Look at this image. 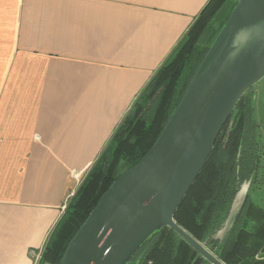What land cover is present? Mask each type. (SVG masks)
I'll list each match as a JSON object with an SVG mask.
<instances>
[{"label": "crops", "instance_id": "obj_1", "mask_svg": "<svg viewBox=\"0 0 264 264\" xmlns=\"http://www.w3.org/2000/svg\"><path fill=\"white\" fill-rule=\"evenodd\" d=\"M206 1L0 0V264L38 263L78 175Z\"/></svg>", "mask_w": 264, "mask_h": 264}, {"label": "trees", "instance_id": "obj_2", "mask_svg": "<svg viewBox=\"0 0 264 264\" xmlns=\"http://www.w3.org/2000/svg\"><path fill=\"white\" fill-rule=\"evenodd\" d=\"M236 3L237 0L205 2L171 57L136 95L68 200L41 252L42 261L60 263L101 195L123 172L118 173L119 163L124 162L127 169L156 141L193 79L218 53L219 49L205 61ZM246 91L222 125L204 165L173 214L177 224L225 264H264V205L252 202L249 193L229 229L222 237L219 234L241 183L257 181L264 157ZM197 256L191 245L164 225L139 245L126 264H192ZM200 264L211 263L202 259Z\"/></svg>", "mask_w": 264, "mask_h": 264}, {"label": "water", "instance_id": "obj_3", "mask_svg": "<svg viewBox=\"0 0 264 264\" xmlns=\"http://www.w3.org/2000/svg\"><path fill=\"white\" fill-rule=\"evenodd\" d=\"M151 147L101 195L59 264H126L139 245L167 225L202 259L225 264L173 218L240 96L264 75V0H237L205 61ZM246 194L233 200L220 237ZM264 257V253L261 254Z\"/></svg>", "mask_w": 264, "mask_h": 264}, {"label": "rangeland", "instance_id": "obj_4", "mask_svg": "<svg viewBox=\"0 0 264 264\" xmlns=\"http://www.w3.org/2000/svg\"><path fill=\"white\" fill-rule=\"evenodd\" d=\"M246 94L250 97V101L253 106V118L257 123L258 138L261 146L264 147V75L252 84V86L246 91ZM261 164L262 166L258 170L256 184H252L249 188V197L252 202L259 205H264V157L261 161ZM125 169L126 165L124 164V162L121 161L118 166V173H121ZM78 177L80 185V182L82 181V176L78 175ZM66 205L67 204H65V207ZM65 207L63 208L62 214L65 211ZM37 262V264H50L47 261H42L40 257L38 258Z\"/></svg>", "mask_w": 264, "mask_h": 264}, {"label": "flooded vegetation", "instance_id": "obj_5", "mask_svg": "<svg viewBox=\"0 0 264 264\" xmlns=\"http://www.w3.org/2000/svg\"><path fill=\"white\" fill-rule=\"evenodd\" d=\"M251 183H256V182H253L252 179H250V180H246V181L242 182L241 185H240V187H239V189H238V191H237V193H236V195H237L239 192L243 191V189H245V188H247V189H246V193H249V188H250L251 185H252ZM236 195H235V197H236ZM245 195H246V194H245Z\"/></svg>", "mask_w": 264, "mask_h": 264}, {"label": "built area", "instance_id": "obj_6", "mask_svg": "<svg viewBox=\"0 0 264 264\" xmlns=\"http://www.w3.org/2000/svg\"><path fill=\"white\" fill-rule=\"evenodd\" d=\"M32 254H34L36 256V258L38 259L39 257H41V252H34V251H31Z\"/></svg>", "mask_w": 264, "mask_h": 264}]
</instances>
